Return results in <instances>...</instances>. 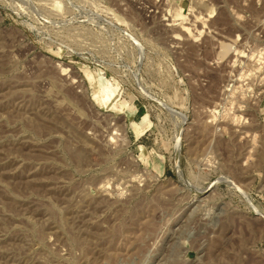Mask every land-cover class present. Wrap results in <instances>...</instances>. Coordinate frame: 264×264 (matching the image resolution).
Segmentation results:
<instances>
[{"label": "rangeland", "instance_id": "374dc122", "mask_svg": "<svg viewBox=\"0 0 264 264\" xmlns=\"http://www.w3.org/2000/svg\"><path fill=\"white\" fill-rule=\"evenodd\" d=\"M263 214L264 0H0V264H264Z\"/></svg>", "mask_w": 264, "mask_h": 264}, {"label": "bare ground", "instance_id": "6f19581e", "mask_svg": "<svg viewBox=\"0 0 264 264\" xmlns=\"http://www.w3.org/2000/svg\"><path fill=\"white\" fill-rule=\"evenodd\" d=\"M90 77V76H89ZM90 80L92 81V84H93V87H94V96H95V99L101 103L102 101V96H101V92H100V88H99V85H98V82L96 79H92L90 78ZM106 100V99H105ZM112 104V103H111ZM264 216V214H263Z\"/></svg>", "mask_w": 264, "mask_h": 264}]
</instances>
